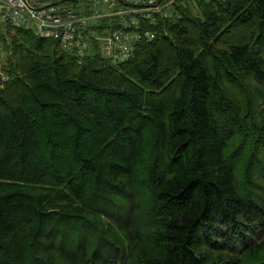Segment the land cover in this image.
<instances>
[{
	"label": "trees",
	"instance_id": "16d2710c",
	"mask_svg": "<svg viewBox=\"0 0 264 264\" xmlns=\"http://www.w3.org/2000/svg\"><path fill=\"white\" fill-rule=\"evenodd\" d=\"M136 17L118 61L1 27L0 264H264V0Z\"/></svg>",
	"mask_w": 264,
	"mask_h": 264
},
{
	"label": "built area",
	"instance_id": "2783aa9c",
	"mask_svg": "<svg viewBox=\"0 0 264 264\" xmlns=\"http://www.w3.org/2000/svg\"><path fill=\"white\" fill-rule=\"evenodd\" d=\"M130 6L119 8L117 2ZM171 0H165L161 5L158 0H90L91 6L87 15H79L75 7L61 8L58 2H52L40 7L31 6L28 0H0V24L12 27H23L40 37L57 40L64 49H75L80 57L87 54L90 44L88 35H93L98 41L101 54L118 61L126 59L133 50L134 43L141 36L138 31L125 30L134 25L138 27L137 13L142 11H160ZM107 6L105 12L101 5ZM105 15H120L123 18V29L104 36H96L90 26ZM146 16H149L147 14ZM144 36H152L145 33ZM8 80L0 59V84Z\"/></svg>",
	"mask_w": 264,
	"mask_h": 264
},
{
	"label": "rangeland",
	"instance_id": "374dc122",
	"mask_svg": "<svg viewBox=\"0 0 264 264\" xmlns=\"http://www.w3.org/2000/svg\"><path fill=\"white\" fill-rule=\"evenodd\" d=\"M31 6L34 7H40L45 4H49L54 2L55 0H28ZM61 8H68V7H75L74 10L78 12L79 15H87V11H89L91 3L90 0H78L77 2L74 1H64L59 4ZM123 8H130L128 5H122ZM107 10V6L102 4L101 5V11L105 12ZM4 26L7 25H2L0 24V30L1 27L4 28ZM1 59V58H0ZM2 61V60H1Z\"/></svg>",
	"mask_w": 264,
	"mask_h": 264
}]
</instances>
